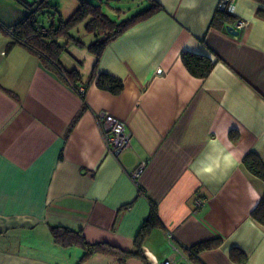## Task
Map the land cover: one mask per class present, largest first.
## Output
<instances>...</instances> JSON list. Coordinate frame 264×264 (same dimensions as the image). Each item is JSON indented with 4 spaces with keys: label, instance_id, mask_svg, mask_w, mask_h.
<instances>
[{
    "label": "crops",
    "instance_id": "crops-1",
    "mask_svg": "<svg viewBox=\"0 0 264 264\" xmlns=\"http://www.w3.org/2000/svg\"><path fill=\"white\" fill-rule=\"evenodd\" d=\"M89 1L121 20L149 5ZM154 1L162 9L110 42L95 73L86 48L93 35L84 24L85 37L70 32L84 47L69 42L58 61L90 80L83 102L54 66L12 42L7 29L25 11L0 0V264H120L104 254L81 261L84 250L55 244L50 227L131 253L152 207L160 227L143 257L124 264H161L172 246L186 264H264V225L252 218L264 181L243 164L251 156L264 165V0H235L219 23L220 0ZM235 21L247 26L229 33ZM182 52L213 61L209 75L192 76ZM100 73L120 80L122 91L97 88ZM98 113L125 123L130 147L118 156L107 152ZM210 139L238 163L202 179L193 161ZM201 243L212 246L190 256Z\"/></svg>",
    "mask_w": 264,
    "mask_h": 264
},
{
    "label": "trees",
    "instance_id": "trees-1",
    "mask_svg": "<svg viewBox=\"0 0 264 264\" xmlns=\"http://www.w3.org/2000/svg\"><path fill=\"white\" fill-rule=\"evenodd\" d=\"M14 1L24 9L25 15L12 27H8V29L13 30L12 42L14 44H21V41H24V46L28 50L38 56L41 61L54 66L57 69L58 75L75 91L79 87H82L85 91L90 80L85 82L82 76L75 70L70 72L65 71L58 61L59 56L66 51L69 42L77 47H84L79 39H74L70 35L73 29L84 24V31L87 34L93 35L94 41L86 48L95 57L93 65V73H95L99 59L110 42L137 23L150 18L162 9L154 0H149V5L146 9L127 19L114 21L102 12L99 5H95L89 0H76L78 4L76 10L68 18L63 19L58 7L51 5L49 0H33L32 2L25 0ZM227 15L230 14L216 12L214 22H223L224 16ZM42 28L46 30L45 33H40ZM58 40H66L67 43L60 45L58 44ZM180 58L188 72L192 76L201 79L206 78L214 66V62L209 58L188 52H182ZM95 85L97 88L114 95L119 94L123 89L120 80L102 73L97 75ZM79 97L84 102V94L79 95ZM243 164L254 176L264 181V165H262L258 158L247 156L244 158ZM252 218L257 223L264 225V193H262L257 207L252 212ZM158 227H160V222L155 208L152 207L134 240V251L131 253L124 252L105 243L89 244L85 241L81 231L52 226L50 227V232L55 244L62 248L81 247L84 250L81 261L95 254H104L115 256L118 258L120 264H124L130 257H143V244L149 234ZM211 246L209 243L196 245L190 248V256L197 255L200 251L206 250ZM231 257L233 258V253H231Z\"/></svg>",
    "mask_w": 264,
    "mask_h": 264
},
{
    "label": "built area",
    "instance_id": "built-area-1",
    "mask_svg": "<svg viewBox=\"0 0 264 264\" xmlns=\"http://www.w3.org/2000/svg\"><path fill=\"white\" fill-rule=\"evenodd\" d=\"M234 10L235 0H220L216 7V12H226L230 15L234 13ZM246 26L247 23L244 21H235L233 27L229 29V33L238 32ZM45 32L46 30L43 28L40 30V33ZM7 33L9 37H13L12 29H8ZM21 44L24 45L25 42L21 41ZM76 92L78 95H82L84 94V89L82 87H79ZM95 118L104 137L107 152L110 155L118 156L130 147V137L126 133V127L123 121L114 118L113 116L106 113H98L95 115ZM142 166L143 165L136 169V171L133 173V176H137ZM203 204L204 201L197 202L198 206ZM184 261L185 258L182 252L175 246H172V254L161 264H186Z\"/></svg>",
    "mask_w": 264,
    "mask_h": 264
},
{
    "label": "clouds",
    "instance_id": "clouds-1",
    "mask_svg": "<svg viewBox=\"0 0 264 264\" xmlns=\"http://www.w3.org/2000/svg\"><path fill=\"white\" fill-rule=\"evenodd\" d=\"M194 6V5H193ZM238 160L217 139H210L205 148L193 161V171L200 177L211 176L221 167L227 169L235 166Z\"/></svg>",
    "mask_w": 264,
    "mask_h": 264
},
{
    "label": "rangeland",
    "instance_id": "rangeland-1",
    "mask_svg": "<svg viewBox=\"0 0 264 264\" xmlns=\"http://www.w3.org/2000/svg\"><path fill=\"white\" fill-rule=\"evenodd\" d=\"M28 2H32L33 0H26ZM91 2V1H90ZM100 2L103 4L102 6H106L107 4V0H100ZM49 3L51 5H56L58 7V10H59V13L61 16L63 17H67L69 14H71L72 10H73V7H76L77 6V2L76 0H49ZM109 3L113 4L114 5V8H119V9H122L123 6H120V5H116L115 2H112V0L109 1ZM99 4V2H98ZM104 8V7H103ZM113 16V15H112ZM114 21H120L121 19H115L114 17H111ZM81 27L82 26H78L72 33L73 36L75 37H79L81 38L82 36L85 37V35L87 34H84L81 30ZM77 31H79V35H77ZM67 50V49H66Z\"/></svg>",
    "mask_w": 264,
    "mask_h": 264
},
{
    "label": "water",
    "instance_id": "water-1",
    "mask_svg": "<svg viewBox=\"0 0 264 264\" xmlns=\"http://www.w3.org/2000/svg\"><path fill=\"white\" fill-rule=\"evenodd\" d=\"M233 35H235V33H232Z\"/></svg>",
    "mask_w": 264,
    "mask_h": 264
}]
</instances>
